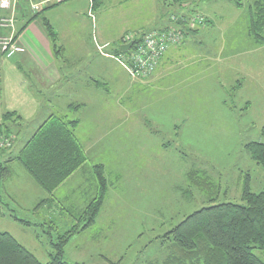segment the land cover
Listing matches in <instances>:
<instances>
[{
    "label": "rangeland",
    "instance_id": "1",
    "mask_svg": "<svg viewBox=\"0 0 264 264\" xmlns=\"http://www.w3.org/2000/svg\"><path fill=\"white\" fill-rule=\"evenodd\" d=\"M89 1L72 0L65 8L71 30L68 21L60 22L64 36L58 45L62 51L67 47L76 69L89 60L98 64L95 56L114 48L100 46L99 28H112V36L132 26L149 30L176 13L186 21L201 17L202 32L186 38L194 27L182 20L177 28L181 40L169 48L178 54L156 79L159 65L139 79L121 61H112L113 73L102 75L95 100L87 93L94 101L87 109L45 105L24 110L20 127L13 126L12 145L0 152L17 155L47 116L56 114L80 120L74 132L87 162L56 190L52 204H42L44 196L33 193H24L22 203L10 207L2 198L7 205L1 208L0 231L12 234L44 263L71 233L63 255L71 263L167 264L172 254L167 233L188 214L216 203H240L247 179L253 192L264 189V168L246 148L251 141L264 142V43L250 32L255 0H239L241 5L238 0H183L182 5L175 0H102L94 18ZM128 34L133 33L122 37L124 43ZM3 97L0 115L14 103L12 94L0 93ZM98 164L104 166L109 189L96 221L89 224L84 210L96 194ZM11 168L32 179L17 160ZM195 172L212 184H191ZM255 253L264 261L263 251Z\"/></svg>",
    "mask_w": 264,
    "mask_h": 264
},
{
    "label": "trees",
    "instance_id": "2",
    "mask_svg": "<svg viewBox=\"0 0 264 264\" xmlns=\"http://www.w3.org/2000/svg\"><path fill=\"white\" fill-rule=\"evenodd\" d=\"M175 1L181 5L183 3V0ZM101 2L102 0H92L94 9L98 8ZM241 4L239 1L238 5ZM45 9L36 13L34 17L40 16ZM3 15L6 13L3 12L1 16ZM169 18L174 23L173 27H181L182 18ZM44 25L54 50L61 52L62 49L57 42L58 34L47 18H44ZM170 26L151 31L169 30L172 27ZM23 28L18 29L16 23L17 38ZM0 29L6 32L0 35L11 32L10 29H4L1 26ZM250 32L257 42L264 43L263 0H255L253 3L250 11ZM128 53L129 50L123 51L121 47L114 51V55L122 64H125L123 57ZM80 107V104L72 103L68 109L72 111ZM19 117L14 111L4 113L0 124V138L14 134L11 123L18 121ZM79 124V119L67 120L64 116L50 115L13 158L49 195L42 204L52 202L51 197L54 192L87 162L85 150L74 132ZM261 134L264 137V126ZM246 148L251 158L264 168V142L251 141ZM95 173L98 180L96 194L84 210V216L89 219V224L96 221L109 189L103 164L95 166ZM10 175L9 167L0 160V181ZM190 182L198 187L212 184H208V179L200 172L192 173ZM11 217L23 225H29V222L24 219L14 215ZM70 236L71 233H68L64 241L57 245L58 250L51 255V260L44 263L12 234L0 231V264H84L64 260V248ZM167 237L171 241L172 249V254L166 260L167 264H264V261L255 253V250L264 252V189L253 192L247 179L240 203L222 202L204 206L188 214L168 231Z\"/></svg>",
    "mask_w": 264,
    "mask_h": 264
},
{
    "label": "crops",
    "instance_id": "3",
    "mask_svg": "<svg viewBox=\"0 0 264 264\" xmlns=\"http://www.w3.org/2000/svg\"><path fill=\"white\" fill-rule=\"evenodd\" d=\"M83 1L88 2V0ZM89 2H91L92 9L90 11H92L94 18L95 11L92 0ZM69 4L74 3L72 0L52 3L49 6L44 7L46 9L40 16L37 17H34L36 14L31 13L27 9L20 10L17 26L18 29L22 27L24 28L18 34L17 39L18 42L25 47V52L18 53L12 57H7L0 52V93L12 94L14 103L8 106L7 109H9L10 112L14 111L20 116L18 121L11 123V126L20 127L19 121L24 120L26 116L25 111L27 109L37 111L40 106L46 108L45 105H47L49 109H55L52 108V105H58L57 109H63L64 107L68 109L69 105L73 103L81 105L80 108L73 109L72 111L74 112L87 109L90 104L94 102L87 96V93L89 95H93L95 100L96 93L102 89V75L109 77L113 73V65H111L113 63L112 61L116 63L119 62L118 58L114 55V51L116 49L115 46L120 45L121 47V45L124 44L122 37L125 34L132 32L137 35H141L146 31H150L152 29H163L166 28L167 25L172 26L174 24L170 21V18L167 20L165 18L159 21L157 28L141 30V26H132V28L124 30L119 35L116 34V32L114 36L110 33L112 28H99L96 36L100 46L113 44L114 48H112L111 52H102L99 57L95 56L94 59L98 61V64H91L89 60V64L76 69L72 60L66 55L67 47L65 45L63 48V55H59L58 52L54 50L53 43L44 25V18H47L58 34V40H62L64 31L60 29V22L62 20L64 22H69L71 19V13H64L65 8ZM76 9L78 13L79 7L77 6ZM181 9L183 10L182 7ZM185 9L186 7L184 10ZM2 13L3 12L0 11V16ZM171 15L178 17V14L171 13ZM190 15L191 14L189 12L186 17H190ZM79 26L84 28L86 23ZM200 27L201 25L194 27V31H190V34H187L186 38H189L191 33L199 35V33L202 32V28ZM66 29H72L71 21L68 23ZM100 46L98 45L99 49ZM179 50L180 48L178 51ZM175 53L176 51L174 48L166 51L154 74V79H156L155 77H157L164 70L165 65L173 61ZM176 54H178V52ZM60 57H63V63H61L62 61H60ZM8 68L9 71H6ZM81 95H83V97ZM4 99L6 100L4 97L0 100L4 103ZM1 109L2 108H0V110ZM3 115H0V117L3 118ZM49 116H47V118ZM43 122L41 124H43ZM13 158L14 155H8L5 152H0L1 162H3L5 166L9 167L11 171V175L8 178L0 181V200H2V198H6L10 201L8 202V205L1 204L0 201L1 215H5L1 210L3 206L7 205L10 207L11 204L20 205L23 201L24 193H33L38 197L44 196L43 200L48 198L45 197L48 194L42 188L40 189L36 182L34 181V183L27 175L23 173L16 175V173L13 172L11 166L14 162H16ZM72 176H70V178ZM70 178H68L62 185L68 182ZM52 198L51 201H53ZM50 203L47 202L45 204L49 205ZM49 213L51 212L49 211ZM47 219L50 221L48 217Z\"/></svg>",
    "mask_w": 264,
    "mask_h": 264
},
{
    "label": "built area",
    "instance_id": "4",
    "mask_svg": "<svg viewBox=\"0 0 264 264\" xmlns=\"http://www.w3.org/2000/svg\"><path fill=\"white\" fill-rule=\"evenodd\" d=\"M61 1L64 0H0V9L6 13V15L1 16L0 26L11 30L9 34L0 35V52L7 57L25 52V47L18 42L16 37L17 15L20 9H27L36 14L44 7ZM192 18V20H183L192 27L203 24L204 20L201 17L198 19ZM177 28L179 27H171L169 30L164 31H150L141 35L133 33L125 36V43L133 41V45L129 49V53L123 57V62L133 77L142 79L155 71L166 51L174 45L173 43L180 42L182 32ZM13 140V135L1 137L0 147H10Z\"/></svg>",
    "mask_w": 264,
    "mask_h": 264
},
{
    "label": "water",
    "instance_id": "5",
    "mask_svg": "<svg viewBox=\"0 0 264 264\" xmlns=\"http://www.w3.org/2000/svg\"><path fill=\"white\" fill-rule=\"evenodd\" d=\"M133 45V41H130L129 43H125L121 45V49L123 51H128Z\"/></svg>",
    "mask_w": 264,
    "mask_h": 264
}]
</instances>
